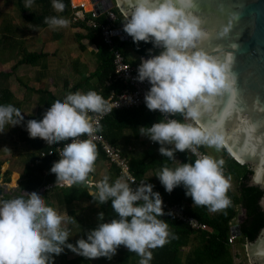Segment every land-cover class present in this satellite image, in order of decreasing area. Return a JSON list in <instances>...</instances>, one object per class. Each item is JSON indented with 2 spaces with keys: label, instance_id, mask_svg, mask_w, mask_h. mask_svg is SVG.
I'll use <instances>...</instances> for the list:
<instances>
[{
  "label": "clouds",
  "instance_id": "obj_1",
  "mask_svg": "<svg viewBox=\"0 0 264 264\" xmlns=\"http://www.w3.org/2000/svg\"><path fill=\"white\" fill-rule=\"evenodd\" d=\"M34 0H25V9H31ZM192 0H135L125 12L123 30L137 45L151 43L161 51L142 59L136 79L147 81L150 88L144 96L150 111H159L163 120L150 127L141 126L139 133L160 145L159 153L177 161L176 152H188L197 158L194 163H180L175 168L162 166L155 176L168 193L183 186L194 206L207 207L210 212H220L232 205L228 193L232 178L225 176L223 159L201 154V146L217 151L225 144L222 127L209 128L201 124L203 112L210 111L217 98L237 90V73L234 72L235 44L221 46L217 51L203 45L210 33L202 19L188 10ZM56 12H63L62 0H52ZM235 17L219 31L226 38ZM45 23L52 29L67 28L70 21L50 16ZM231 49V50H229ZM152 52V49H149ZM113 105L96 91L69 93L56 100L40 120L25 117L14 105H0V133L17 125H24L30 138H40L47 145L65 143L59 151L50 172L56 176V186L73 187L89 183L98 159L92 137L99 131L98 122L90 113L104 115ZM182 114L184 122L175 117ZM87 136L88 139H80ZM244 163V161H241ZM253 175L249 187L264 191V153H260L251 166ZM105 175L89 192L98 206L111 201L118 218L104 222V213L98 214V226L87 232L75 244L69 224L76 221L47 204L42 195L32 191L9 199L0 200V264H55V257L70 250L89 260H111L123 246L136 253L139 264H150L153 249L174 239L169 225L159 219L165 215L164 201L154 185L141 181L133 188L124 177L109 182ZM264 210V196L259 200ZM171 215V212L168 213Z\"/></svg>",
  "mask_w": 264,
  "mask_h": 264
},
{
  "label": "trees",
  "instance_id": "obj_2",
  "mask_svg": "<svg viewBox=\"0 0 264 264\" xmlns=\"http://www.w3.org/2000/svg\"><path fill=\"white\" fill-rule=\"evenodd\" d=\"M62 2L66 7L64 11L61 12V15L55 13L49 15L50 11L52 13L53 10L52 0H34V3L41 4L44 8V13L41 15L34 12L30 13L28 9H25L24 0H18L17 5L23 18L27 22L40 28H46L49 27L48 24L45 23L46 17L70 15L69 0H62ZM113 10L118 16L116 26H120L125 18L122 16L118 8L115 7ZM100 20L102 21V19ZM87 37L98 49V66L95 74L98 77L99 83L103 84L112 74L111 56L107 53L106 47L100 42L95 31L87 29ZM116 41L120 48L129 46L139 56L154 55L158 52L153 48L151 43L140 42L137 45L133 42L131 37L128 42H122L119 39H116ZM149 49H152L151 53L149 52ZM45 56V53H27L20 62L22 64L33 65ZM115 88L118 91L121 87L116 85ZM107 92L108 89H106L103 97L106 96ZM10 98L11 93L9 91L0 90V105H7ZM176 117L181 122H184L182 114H176ZM30 119L39 120L38 118H25L24 123L26 124L27 120ZM159 120H161L160 117L153 111L148 110L145 106L129 110L114 111L102 121L100 132L108 142L117 146L119 140L118 135L123 131H129L134 138H137L140 134L139 128L141 126L150 127L153 123L159 122ZM64 142H61V144ZM57 145L59 144L47 145L46 141L40 138L37 140L34 145V151L28 154L25 163L24 173L26 177H28V185H26L25 190L28 192L35 191L41 194L45 202L52 207L54 206V200L60 206H69L82 200H87L91 204L97 205L85 188L75 186H53L56 183V176L50 172V169L53 163L58 159L56 157L42 158L40 153L42 151H48ZM97 151L98 156L103 157L98 149ZM222 153L223 160L225 161V176H230L236 182V192L233 193L229 191L228 193L232 200V205L224 211L213 213L210 212L207 207L194 206L192 198L186 195V190L182 185L176 187L171 193H168L160 183V180L157 184L149 180L146 181L147 183L154 185V191L160 192L170 203L178 205L184 213L196 218L208 228L205 231H193L187 225L173 219L165 212L163 217L158 218L165 220L169 225L170 232L175 238L170 239V242L166 243L164 246L152 250L153 259L150 261V264H234L230 247L228 245V238L230 224H232L240 215L237 208L243 211V217L239 222L240 237L236 240L244 243L254 242L257 238L259 231L264 227V213L259 206V200L261 198L259 191L257 187H249L247 185L251 175L247 166L236 163L225 150H223ZM175 156L179 159L180 163H194L195 161V158L187 152H176ZM144 158L145 157L130 158L131 173L138 179H144L145 173L156 165L154 164L150 167L149 165L144 164ZM172 162L173 160L164 158L162 159V163L159 164L160 166L167 164V166L170 167V163ZM111 172L110 177H115L113 173L118 175V171L114 167ZM46 187L50 188L44 190ZM41 190L44 191L40 192ZM18 196L20 195L14 196L13 198ZM9 199L12 198L4 200ZM98 208L100 212L104 213V222H109L114 218H118L112 209L111 201L98 206ZM68 213L72 214V211H69ZM97 222H100L98 218ZM192 235H196L199 239V245L188 251L184 257H182V249L187 246ZM78 239H69V242L75 244ZM117 252L119 253L116 257L118 264H133L134 259L139 257L136 253L129 252L123 246H121ZM64 264H90V261L89 259L78 255L76 258L66 260Z\"/></svg>",
  "mask_w": 264,
  "mask_h": 264
},
{
  "label": "crops",
  "instance_id": "obj_3",
  "mask_svg": "<svg viewBox=\"0 0 264 264\" xmlns=\"http://www.w3.org/2000/svg\"><path fill=\"white\" fill-rule=\"evenodd\" d=\"M66 18L70 21L69 26L67 28L57 29V32H60L61 30L65 31L66 34L62 35L59 33L56 36V33H53V40L49 39V41H45L41 36L44 32L43 30L49 27L40 28L30 25L24 33L19 31L18 34L13 37L12 41L15 43V59L17 61L13 66L8 60L10 51L8 46L0 48V54L1 56L3 55L4 59L0 62V66L2 65L0 67V77L7 81L11 75H14L16 80L15 86H12L11 82L10 85L8 81L7 84L5 83V87L0 85V90L9 91L11 93V98L8 102L14 101L15 107L20 109L25 118L42 119L44 113L51 107L52 103L56 100L62 101L69 93L77 91L86 93L91 90L96 91L103 96L106 89H108L107 94L109 93V88L105 86L106 81L103 84H100L98 77L95 74L98 66V49L87 37V29L81 22L73 23L70 19V15H66ZM40 42H42V44ZM121 49L127 60L131 63L137 62L139 57H141L129 46H125ZM27 53H45L46 56L36 64H22L20 61ZM10 54L12 55L13 53ZM11 55L9 56L11 57ZM115 86H113V88L116 90ZM118 138L117 146L126 152L129 159L132 157H145L144 164H147L150 167L156 164L153 166L154 168H150L145 173V180H143H149L157 184L159 179L155 174L162 169L160 164L162 163V159L166 158L159 153L160 145L141 134H139L137 138H134L129 131H123L118 135ZM18 139L22 144V137ZM35 139L36 141L31 145L30 152L34 151V145L39 138ZM151 142H153V145H150ZM222 154L223 153L221 152L218 155L221 159H223V157L220 156ZM178 164H180L179 159L170 163V168H175ZM113 167L114 166L109 164L104 157L98 156V159L95 162L96 170L94 173L90 174L89 181L95 186L97 182L107 175L110 178L109 182L114 183L115 180L121 176L113 173L115 177H110ZM24 171L25 167L24 170H22L21 167H5L4 170H1L0 190L2 191V195H0V200L22 195L23 191H26L24 189L22 190L20 185ZM9 174H11V182L8 177ZM24 177L26 178V175H24ZM4 185H7V187H4ZM46 189L47 187L44 190ZM80 202L89 201L82 200L75 203ZM93 205L96 204H91L89 202L85 207L92 208ZM58 206L66 207V205ZM238 217L239 218H236L233 223L230 224V227L240 222L243 217V211L242 215ZM191 237H196V235H192Z\"/></svg>",
  "mask_w": 264,
  "mask_h": 264
},
{
  "label": "water",
  "instance_id": "obj_4",
  "mask_svg": "<svg viewBox=\"0 0 264 264\" xmlns=\"http://www.w3.org/2000/svg\"><path fill=\"white\" fill-rule=\"evenodd\" d=\"M89 1L96 14L115 6L124 18L125 12L135 3V0ZM188 10L202 19L204 27L210 33L203 45L207 50L217 51L221 46L236 45L233 50V70L238 76L236 94L218 97L213 108L203 112L201 124L209 128H223L226 142L222 147L236 163L247 166L251 172L250 181L253 175L252 163L260 153H264V0H192ZM233 17L235 19L229 35L220 38L218 33L227 25L225 21ZM114 34L122 42L130 39L123 30V23ZM155 49L161 51L159 48ZM75 187L85 188L88 192L95 189L90 181L86 185ZM257 189L260 196H264V191L259 187ZM229 233L239 238V223L232 225ZM246 246L256 253L251 258V264H264V253H259L264 250V227L255 241L247 242Z\"/></svg>",
  "mask_w": 264,
  "mask_h": 264
},
{
  "label": "built area",
  "instance_id": "obj_5",
  "mask_svg": "<svg viewBox=\"0 0 264 264\" xmlns=\"http://www.w3.org/2000/svg\"><path fill=\"white\" fill-rule=\"evenodd\" d=\"M90 5L93 6V4L91 3ZM69 7L71 21L73 23L81 22L84 24L86 29L95 31L99 37L100 42L106 47L107 52L111 56L112 74L105 82V86L109 88V93L104 98L113 105V110L104 115L90 113L92 120L98 122L100 127L102 121L114 111L129 110L142 106L146 107L144 96L150 88V85L147 81L139 82L136 77L137 68L141 63V60L147 59L151 55L141 56L135 63H131L127 60L124 52L119 47L118 42L116 41V39L119 38L114 34V31L120 28V26H116L118 16L113 10L115 6L107 9L100 14H96L92 8L86 11L83 4L74 5L71 0H69ZM100 19H102V21ZM115 85L120 86L121 88L117 91L113 88V86ZM153 112L156 113L161 120L164 119L159 111ZM170 118L177 119L176 116ZM80 139H88V137L83 136ZM91 139L92 142L96 145L97 149L102 153L104 159L117 169L118 174L121 177H124L129 183H131L132 179H135V183L132 184L133 188H136L141 181H144L143 179L136 178L131 173L130 159L126 152H124L118 146L112 145L110 142H108L100 131L97 132ZM69 142L71 141H66L62 144L57 145L55 148L41 152V157H57L58 159H60L59 151L62 150L65 143ZM150 145H153V142H151ZM198 151L201 154L210 155L202 147H200ZM188 154H190L195 159L197 158L191 153ZM225 173L226 169L224 167V174ZM161 196L164 201L165 212L167 214L171 212L170 216L173 219L187 225L193 231H205L208 229L205 224L199 222L196 218L184 213V211L178 205L170 203L162 194ZM236 239L237 238L235 236L230 235L229 233L228 245L230 248L233 247Z\"/></svg>",
  "mask_w": 264,
  "mask_h": 264
},
{
  "label": "rangeland",
  "instance_id": "obj_6",
  "mask_svg": "<svg viewBox=\"0 0 264 264\" xmlns=\"http://www.w3.org/2000/svg\"><path fill=\"white\" fill-rule=\"evenodd\" d=\"M17 1L18 0H0V48L3 46H8L10 50L9 55H11L10 53H13L11 57L8 55L9 57L8 60L12 66L17 62L15 59V43L12 42L13 37H15L19 31L24 33L26 29L30 27V25L32 26V24H30L23 18V15L20 12L19 7L17 5ZM72 1L74 5H79V2L82 0H72ZM28 11L30 13L34 12L41 15L44 13V8L41 4L33 3L32 8L30 10L28 9ZM53 13L57 15H61V12H56L54 9L52 10V13L50 11L49 15H52ZM61 17L66 18V16H61ZM43 31L44 32L42 33L41 36L42 39L44 38L45 41L46 40L49 41V39L53 40L55 33L56 36L59 33L62 35L66 34L65 31L60 30V32H57L58 31L57 29L55 30L50 27L46 28ZM40 43L42 44V42ZM2 60H4L3 55L1 56L0 54V62ZM8 81L9 84L11 82L12 86L16 85V80L14 75H11V77H9L7 81L0 77V85H2V87H5V83L7 84ZM8 104L15 106L14 101L8 102ZM21 137L23 139L22 144L21 142H19L18 139ZM35 141L36 139L30 138L24 125H17L15 127H10L4 133H0V172L1 170H4L5 167H21L22 170H24L28 154L31 150V145L34 144ZM202 147L210 155L216 157L217 159H221V157H219L218 155L219 153L223 152V150H225L223 147L220 148L221 151H217L214 148H208L207 146H202ZM24 175L21 177V184H20L22 190L23 189L25 190L28 182V177L25 178ZM8 177L10 178V182H11V174H9ZM232 185L233 187L230 191L235 193L236 182L233 180V178H232ZM53 202H54V206H53L54 209H56L61 213H67L76 221L74 224L67 225L72 235L69 237V239H78L81 237L87 238V232L92 229H95L98 226L97 218H98V214L100 213L98 206L93 205L92 208L85 207V205H87V203L89 202H80V203L71 204L66 207H59L55 200ZM237 209L240 212L239 216H241L242 210H239V208ZM69 211H72V214H69L68 213ZM246 244L247 242L241 243L239 242V240H236L233 247L230 248V251L233 256L234 264H251V258L256 253L252 252L251 249H248ZM198 245H199V239L197 237H191L187 246L182 249V257H184V255L188 251L194 249ZM118 255L119 253L117 252V254L111 260L102 257L89 261L90 264H118L116 261V257ZM77 256L78 255L74 254L73 252H70L67 249H65L64 253H62L58 257H55V264H64L66 260L76 258ZM140 259H141L140 257L135 258L133 264H139Z\"/></svg>",
  "mask_w": 264,
  "mask_h": 264
},
{
  "label": "bare ground",
  "instance_id": "obj_7",
  "mask_svg": "<svg viewBox=\"0 0 264 264\" xmlns=\"http://www.w3.org/2000/svg\"><path fill=\"white\" fill-rule=\"evenodd\" d=\"M79 4H83V5H84V9H85L86 11H88L87 9L90 10V9L92 8V6H91L90 3H89V0H82V1L79 2ZM259 253H264V250H263V249L260 250Z\"/></svg>",
  "mask_w": 264,
  "mask_h": 264
},
{
  "label": "snow or ice",
  "instance_id": "obj_8",
  "mask_svg": "<svg viewBox=\"0 0 264 264\" xmlns=\"http://www.w3.org/2000/svg\"><path fill=\"white\" fill-rule=\"evenodd\" d=\"M229 22H230V19L225 21L226 24H228Z\"/></svg>",
  "mask_w": 264,
  "mask_h": 264
}]
</instances>
